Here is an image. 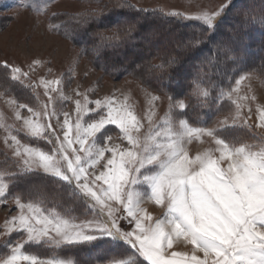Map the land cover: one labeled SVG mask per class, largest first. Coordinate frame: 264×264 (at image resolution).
<instances>
[{"label": "snow or ice", "instance_id": "snow-or-ice-1", "mask_svg": "<svg viewBox=\"0 0 264 264\" xmlns=\"http://www.w3.org/2000/svg\"><path fill=\"white\" fill-rule=\"evenodd\" d=\"M234 7L232 0H221L215 9L201 10L195 15L169 13L199 22V32L166 48L159 55V64L133 61L129 66L132 67L130 74L140 79L151 101L161 99L152 94L156 91L169 101L165 127L161 129L152 127L154 113L150 108L149 131L143 139L138 135L140 121L111 97L94 101L86 96L83 100L76 99L75 120L68 112H63V122L54 103L51 110L45 104L37 111L27 104L9 101L28 135L42 139L48 147L42 151L22 146L15 135L3 141L10 155L3 153L7 159L6 166L0 170V201L11 199L19 211L10 215L0 229V237H7L3 247L9 249L0 257V264H264V132L255 134L257 128L264 130V104L253 109L256 97L247 94L232 99L248 72H242L234 80L236 88L229 86L218 94L215 75L208 76L209 65L213 69L225 62L238 65L244 58L250 27L258 23L264 29V8L260 9L258 21L249 13L241 12L238 21L230 24L217 39L221 25ZM148 12L130 0H108L86 15L63 14L67 19L54 30L62 28L64 35L74 39L72 34L77 30L88 33L93 26L105 27L106 18L114 14L126 17L109 22L115 24L110 35L99 31L91 33L94 56L107 54L105 50L119 53L122 49L136 47L141 38L148 39L142 36L145 26L137 19ZM60 15L52 13V18L58 19ZM208 44L213 45L209 48L210 55H197ZM140 59L143 61L142 57ZM189 61L196 68V83L184 99H176L169 87L181 76V70ZM39 63L34 60L25 69L4 60L0 62V81L5 85L26 84L32 90L42 86L49 103L54 100L53 92H59L63 98L57 88L61 83L59 77L42 76L38 82L32 80L30 73ZM201 68L203 79L207 81L203 89L200 87ZM48 71L51 73V69ZM260 74L264 76V65L260 67ZM219 98H225L233 107L222 120L216 121V127L190 126L187 109L211 108ZM90 104L94 108L89 107ZM20 109H27L29 115L22 117ZM91 113L94 115H89L82 123L83 116ZM53 117L55 125L50 122ZM222 125L251 129L261 147L253 150V145L236 146L218 138L217 128ZM114 132L127 141L126 147L108 144ZM202 136L212 138L215 148L190 157L186 145ZM106 153L111 155L105 157ZM102 159L106 160L101 165L103 171L90 175L89 169L95 168ZM224 161L228 162L226 168L221 167ZM38 173L51 178L56 185L66 184L71 188L66 195L90 203L95 214L83 219L46 214L32 200H42L58 189L34 186L31 177ZM137 185L147 186L150 195L141 196L135 190ZM145 198L166 208L164 219L152 223V216L142 206ZM14 233L19 235L15 242ZM180 238L192 245L190 255L170 251L174 241ZM29 242L49 246L60 253L65 248L80 247L87 251V256L83 262L62 254L44 258L22 250ZM100 242L106 246H100Z\"/></svg>", "mask_w": 264, "mask_h": 264}, {"label": "rangeland", "instance_id": "rangeland-1", "mask_svg": "<svg viewBox=\"0 0 264 264\" xmlns=\"http://www.w3.org/2000/svg\"><path fill=\"white\" fill-rule=\"evenodd\" d=\"M234 1L232 0V3ZM130 2L140 8L158 10L167 15L172 12L195 15L201 10L215 9L221 0H130ZM97 7V4L91 3L88 0H0V8L4 9L0 11V16L4 18V21L0 23V62L8 60L10 63L27 69V66L34 60L40 61L39 64L34 66L35 70L30 73L32 80L38 82L42 76L47 79L59 77L61 83L57 85V88L60 89L63 95V98H61L59 92L51 93L54 100L52 103H49V97L45 95L42 86L32 90L26 84L21 86L10 82L8 85H5L0 81V170H3L6 166L7 157L3 153L9 152L10 155V150L3 143L5 138L10 140L11 136L15 135L20 139L22 146L28 145L39 148L42 151L47 150L48 147L42 139L33 138L28 135L26 129H24L22 120L16 118L14 106L9 103L11 100H15L17 103L27 104L37 111H40L45 104L51 110L54 103L57 111L61 113L60 120L63 122V112H68L71 119L73 121L75 120L74 101L76 99L83 100L84 96H86L89 101H94L96 99L111 97L117 105L126 106L140 121L141 127L138 135L142 139L149 131L148 117L150 108L154 113L152 115V127L154 129L165 127L164 118L169 112L167 96L153 92V95L161 97V99L153 102L141 82L131 77L115 79L104 75L90 60L81 56L79 49L75 48L68 39L58 34L60 30H54L55 26L60 24L64 19L63 14H77L86 10H95ZM52 13L61 15L58 19H53ZM187 21L199 23L194 20ZM49 69H51V73H49ZM0 76H2V70H0ZM236 87L234 85L233 88ZM78 93L82 95H78ZM245 94L250 97H256V100L252 102L253 109L258 104H264V82L255 74L249 73L239 85L238 93L234 94L232 99L236 100V95L243 97ZM228 104L232 106L229 101L226 105ZM89 107L94 108V105L90 104ZM228 110L229 107L209 127H216V121L222 120ZM19 111L22 117L29 115L27 109H20ZM245 111H247L246 108ZM89 115H94V113L85 114L82 118V123L88 120ZM254 119L255 117H253ZM50 122L55 125L56 118L53 117ZM228 127L231 126L222 125L217 128L218 138L226 140L221 131ZM109 128H112V126H109ZM237 128L243 127L240 126ZM175 130L176 127L173 126V131ZM247 131L249 132L250 139L245 138L241 143L255 147L257 146L254 144L261 146V143L254 138L252 130L247 129ZM262 132L263 130L255 129L256 135H260ZM134 135H137V133H134ZM232 138L234 139L235 137ZM161 140L163 142V138ZM230 143H235L236 146L240 144L237 141ZM108 144L126 147L127 141L122 139L118 132H114L112 140ZM87 146L85 145V147ZM74 147H78V145H74ZM186 147L189 156L194 157L196 154L202 153L210 148L214 149L215 143L212 138L202 136L198 139L193 138L192 142L187 144ZM110 155V153H106L105 157H109ZM105 162L106 160L102 159L95 168L89 169V174H99L100 171H103L101 165ZM221 167L226 168L227 161L222 162ZM135 190L141 196L150 195L147 186L137 185ZM32 202L44 210L46 214L59 213L63 215L57 210V205V207L50 208L47 206L46 201L42 202L41 199L34 198ZM142 206L152 216V223L157 219L165 218L166 208L161 205H156L154 201L145 198ZM18 211L19 209L15 208L14 202L11 199L8 201H0V229L3 228L5 220L9 219L10 215H16ZM83 211L84 208L80 210V212ZM94 214L95 210L92 209L89 213L83 212L79 216H74V218L83 219L85 216L91 218ZM79 219L76 222H79ZM6 238L0 237V257L6 255L9 251V249L3 247V241ZM12 239L15 242L19 239V235L12 234ZM191 248V244H187L183 241V238H180L174 241L170 251L185 252L190 255ZM22 250L44 258L52 257V253L55 251L49 246H41L30 242L25 243ZM198 254L202 256V253Z\"/></svg>", "mask_w": 264, "mask_h": 264}, {"label": "trees", "instance_id": "trees-1", "mask_svg": "<svg viewBox=\"0 0 264 264\" xmlns=\"http://www.w3.org/2000/svg\"><path fill=\"white\" fill-rule=\"evenodd\" d=\"M88 1L97 4L99 8L102 3L108 2V0ZM232 4L235 5V7L227 15L224 23L221 25V30L217 35V39L220 38L230 24H235L238 21L240 18L238 13H249L255 21H258L260 9L264 8V0H235ZM98 7L95 8V10H86L77 14L86 15L89 12L98 10ZM1 10L4 9L0 8V11ZM148 10L149 12L146 16L142 14L137 17V19L141 20V23L145 26L142 36H146L148 39L145 40L141 38L137 41L136 47L122 49L119 53L113 52L112 50H105L107 54L101 53L98 57L94 56L91 50L94 38L91 36V33L99 31L103 32L105 35H110V29L114 28L115 24L109 22L118 20L122 21L126 17L122 18L114 14L106 18L108 21H105V27L96 28L93 26L88 33H85L82 30H77L72 34L74 39L64 35V29L62 28L58 34L68 39L75 48L79 49L81 56L90 60L91 63L104 75L115 79L131 77L134 80L141 82L138 77L130 74L132 72V67L129 66L133 64V61H137L138 63L150 61L152 64H159L161 62L159 55L162 54L166 48H171L177 42L190 39L199 32V23L190 22L181 17H173L158 10ZM63 16L64 19H67L66 15ZM2 21H4V18L0 16V23ZM215 38L216 37L214 36L213 39ZM247 39L248 43L243 51L244 58L238 65L232 66L230 63L225 62L218 64L215 69L210 65L208 66V76L215 75L216 77L214 84L217 87V94L221 89L226 90L229 86L233 88L235 85L234 80L237 79L242 72L253 73L264 82V76L260 74V67L261 65H264V29H261L258 26V23L254 24L248 31ZM212 46V44H208L207 46L202 47L197 55H201L202 57L209 56V48ZM141 57L143 58V61H141ZM125 68H127L128 71H124ZM195 74L196 68L193 66V62L189 61V63L181 70V76L169 87L171 94L176 99H184L185 94L189 91L190 87L195 85ZM200 76L202 79L200 87L203 89L207 84V81L203 79V68H201ZM153 83L155 84L158 82L154 81ZM156 93L163 94L159 91H156ZM227 102L228 101L225 98H219L211 108L204 106L198 110L192 108L187 109L186 111L190 125L194 127L211 126L227 107H232L230 104L226 105ZM186 103H188L187 100ZM248 131L245 128L236 129V127H228L222 130L221 133L227 141L230 140V142L237 141L241 143L245 138L250 139ZM232 137L235 138L233 139ZM31 180L36 187L58 189V192L46 195L41 201H46L47 206L50 208L58 206L57 210L65 216H79L83 212L89 213V211L92 210L91 204L87 203L85 200L79 198L73 199L72 197L67 196L66 193L70 192L71 188L66 184L56 185L51 178L42 173H38L31 177ZM78 196L79 193H77V197ZM83 208L84 211L80 212ZM100 246L104 247L106 245H104L103 242H100ZM52 254L53 256L62 254L66 257L71 255L83 262L87 256V251L80 247H74L65 248L63 253L55 250Z\"/></svg>", "mask_w": 264, "mask_h": 264}, {"label": "crops", "instance_id": "crops-1", "mask_svg": "<svg viewBox=\"0 0 264 264\" xmlns=\"http://www.w3.org/2000/svg\"><path fill=\"white\" fill-rule=\"evenodd\" d=\"M250 123H251V121H249ZM263 132H264V130H263ZM254 145H256L257 147H255L254 146V149H256V150H259V148L261 147V146H259L258 144H254ZM228 163V162H227Z\"/></svg>", "mask_w": 264, "mask_h": 264}]
</instances>
